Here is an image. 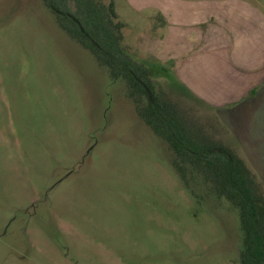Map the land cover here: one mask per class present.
<instances>
[{
  "label": "rangeland",
  "instance_id": "rangeland-1",
  "mask_svg": "<svg viewBox=\"0 0 264 264\" xmlns=\"http://www.w3.org/2000/svg\"><path fill=\"white\" fill-rule=\"evenodd\" d=\"M182 1L213 4L219 27L247 14L264 44V0ZM115 9L123 45L168 69L157 68L169 96L246 161L264 194V124L242 119L264 93L203 99L144 45L159 14L127 0ZM124 91L42 0H0V264H241L236 213L190 197Z\"/></svg>",
  "mask_w": 264,
  "mask_h": 264
},
{
  "label": "trees",
  "instance_id": "trees-1",
  "mask_svg": "<svg viewBox=\"0 0 264 264\" xmlns=\"http://www.w3.org/2000/svg\"><path fill=\"white\" fill-rule=\"evenodd\" d=\"M59 27L122 83L136 115L160 139L171 166L198 204H228L239 219L241 264H264V194L256 175L232 148L183 110L158 81L159 64L135 59L124 45L115 0H42ZM208 208H211L208 206Z\"/></svg>",
  "mask_w": 264,
  "mask_h": 264
},
{
  "label": "crops",
  "instance_id": "crops-1",
  "mask_svg": "<svg viewBox=\"0 0 264 264\" xmlns=\"http://www.w3.org/2000/svg\"><path fill=\"white\" fill-rule=\"evenodd\" d=\"M127 1L139 10L159 14V22L153 31L145 34L143 43L146 45L148 39L149 45H155L156 51L150 53L157 55L159 62L174 63L176 76L189 79L193 93L201 96L211 92L219 96L218 100L225 94L222 96L225 105L245 101L253 104L264 93V44H258L257 33L263 27L250 23L247 14L244 20L240 18L232 25L219 27L214 22L213 4L182 0ZM236 4L241 5V1L236 0ZM238 9L245 10L242 6ZM196 85L205 93L197 92ZM236 94L238 98L234 97ZM201 97L209 99V96ZM258 113L264 115V98L249 116L242 117L243 124L250 126L258 120L264 124V116L259 119Z\"/></svg>",
  "mask_w": 264,
  "mask_h": 264
}]
</instances>
